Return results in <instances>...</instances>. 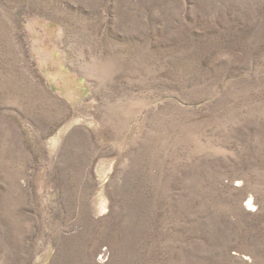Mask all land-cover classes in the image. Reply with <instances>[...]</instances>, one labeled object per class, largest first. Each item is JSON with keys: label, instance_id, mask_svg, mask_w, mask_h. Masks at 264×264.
Wrapping results in <instances>:
<instances>
[{"label": "rangeland", "instance_id": "374dc122", "mask_svg": "<svg viewBox=\"0 0 264 264\" xmlns=\"http://www.w3.org/2000/svg\"><path fill=\"white\" fill-rule=\"evenodd\" d=\"M0 264H264V0H0Z\"/></svg>", "mask_w": 264, "mask_h": 264}, {"label": "bare ground", "instance_id": "6f19581e", "mask_svg": "<svg viewBox=\"0 0 264 264\" xmlns=\"http://www.w3.org/2000/svg\"><path fill=\"white\" fill-rule=\"evenodd\" d=\"M48 63V62H47ZM62 75V74H61ZM63 77V76H62ZM56 78V77H55ZM73 93V92H72ZM75 95H77V94H75ZM77 98V97H76ZM69 100V99H68ZM249 202H251V204H252V201H249Z\"/></svg>", "mask_w": 264, "mask_h": 264}]
</instances>
